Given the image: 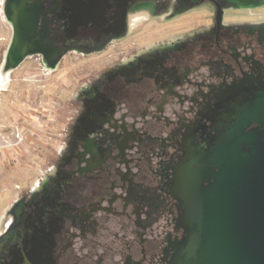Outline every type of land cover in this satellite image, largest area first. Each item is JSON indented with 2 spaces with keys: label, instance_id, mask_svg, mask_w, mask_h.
<instances>
[{
  "label": "flooded vegetation",
  "instance_id": "flooded-vegetation-1",
  "mask_svg": "<svg viewBox=\"0 0 264 264\" xmlns=\"http://www.w3.org/2000/svg\"><path fill=\"white\" fill-rule=\"evenodd\" d=\"M45 1L26 0L15 56L36 43L58 58V68L72 54H105L79 68L83 76L74 84L77 97L67 106L53 165L35 162L25 181L23 118L14 128L2 127L6 144L13 135L17 140L15 158L5 152L1 167L2 184L16 198L0 218V264H176L186 235L173 194L184 168L234 125L235 106H248L264 92V0H161L165 11L158 3L157 16H183L207 4L211 22L140 47L142 39L125 36L133 21L152 18L131 10L152 0H124L121 22L103 24L90 41L67 33V44L51 35L46 13L35 9ZM110 1L116 6L119 0ZM4 17L9 22L5 11ZM10 25L2 65L14 35ZM35 59L47 71L39 53L16 69ZM50 140L44 149L51 150L57 136ZM13 163L20 171L9 187Z\"/></svg>",
  "mask_w": 264,
  "mask_h": 264
},
{
  "label": "rangeland",
  "instance_id": "rangeland-1",
  "mask_svg": "<svg viewBox=\"0 0 264 264\" xmlns=\"http://www.w3.org/2000/svg\"><path fill=\"white\" fill-rule=\"evenodd\" d=\"M3 1L0 2V68L2 67L1 56L12 34L11 25L4 17ZM125 1L119 0L114 6L112 4L114 2L110 0H46L44 3H37L35 9L37 11L42 9L43 13H46V18L51 27V35H54L59 43L67 44V33L69 38L90 41L98 38L93 33L103 29V24L121 22V3L124 4ZM160 1L152 0L150 3L134 6L131 11L136 14V17L145 12L151 14L152 19L147 21L141 18L133 21L128 36H125L128 37L126 40H134V37L137 40L142 39L138 41V47H140L145 44V41L154 43L162 41L164 38L170 40L177 36H186L194 31L195 24H198L199 29H201L208 27L211 22V10L207 4H199L183 16L171 15L167 17L168 14L157 16L155 13L158 3L162 11H165L164 4H161ZM162 1L167 2V0ZM69 23H71V28L67 30ZM138 25H144L142 30L136 36L133 35L129 38L131 30L138 28ZM84 28L87 29L88 33L82 30ZM85 32L86 35H84ZM103 54L105 53L94 52L85 57L72 54L66 57L58 68L56 67L57 69L52 71H46L36 59L29 60L6 76L0 74L2 87L0 91V218L7 212L8 207L13 202L12 199L16 198L2 184L1 167L5 152L10 158H15L17 139H14L13 135L12 140L6 144L3 135H1L2 127L4 125L8 127L7 125L11 124L14 128L17 119L23 118L25 129L23 136L27 137L25 138L27 143L24 144L26 159L22 169V177L25 181L33 175L29 167L35 162L44 168L53 165L58 159V152L61 150V142H59L61 135L66 134L67 106L74 104V99L77 97L74 84L78 83L83 76L79 68L83 64H90L91 61L98 60L99 56ZM69 84H71L70 88L68 87ZM33 109L35 111H32ZM30 119L37 122L32 123ZM56 136L57 141L54 142L52 149H44L51 147L49 145L51 144L50 137ZM35 148L38 151L31 154ZM19 171L16 164L13 163V167L7 173L6 183L9 187H14L16 184Z\"/></svg>",
  "mask_w": 264,
  "mask_h": 264
},
{
  "label": "water",
  "instance_id": "water-1",
  "mask_svg": "<svg viewBox=\"0 0 264 264\" xmlns=\"http://www.w3.org/2000/svg\"><path fill=\"white\" fill-rule=\"evenodd\" d=\"M235 112L174 191L186 235L176 264H264V92Z\"/></svg>",
  "mask_w": 264,
  "mask_h": 264
},
{
  "label": "bare ground",
  "instance_id": "bare-ground-1",
  "mask_svg": "<svg viewBox=\"0 0 264 264\" xmlns=\"http://www.w3.org/2000/svg\"><path fill=\"white\" fill-rule=\"evenodd\" d=\"M4 1H3V4H4ZM25 2H26V0H7V3H5V5H4V11L6 13V16L9 20V22L14 27V35H13V38L11 40L9 48H8L7 52L5 53V61L2 65V67L0 68V74L2 76H4V75L6 76L10 72L14 71L17 68V66H19L20 63L27 56L34 55L37 53L43 55L47 70L52 71L55 69V67L57 65V59L58 58L55 60H52L49 55H47L43 51L39 50L40 48L37 49V45H35L36 43L35 44L34 43L33 44L32 43L27 44L25 46V48L20 52L19 56H15L16 54L14 51L16 49V46L19 44L20 38H21V36L19 35V32H18V30H19L18 19L21 18V15L23 13V9L25 6ZM25 19H21V21H20V24L23 27H25L27 24ZM1 89H2V87L0 84V91H1Z\"/></svg>",
  "mask_w": 264,
  "mask_h": 264
},
{
  "label": "snow or ice",
  "instance_id": "snow-or-ice-1",
  "mask_svg": "<svg viewBox=\"0 0 264 264\" xmlns=\"http://www.w3.org/2000/svg\"><path fill=\"white\" fill-rule=\"evenodd\" d=\"M0 2H2V0H0Z\"/></svg>",
  "mask_w": 264,
  "mask_h": 264
}]
</instances>
